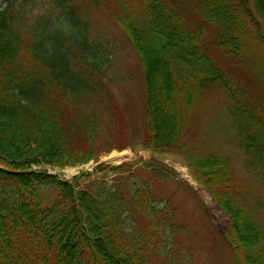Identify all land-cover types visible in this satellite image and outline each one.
Listing matches in <instances>:
<instances>
[{"label": "trees", "instance_id": "16d2710c", "mask_svg": "<svg viewBox=\"0 0 264 264\" xmlns=\"http://www.w3.org/2000/svg\"><path fill=\"white\" fill-rule=\"evenodd\" d=\"M2 3L0 264H152L186 229L176 225L169 204H155L151 179L130 172L135 164L155 163L178 175L156 156L99 164L93 173L111 171V185L87 171L66 179L31 166L84 164L121 149L115 146L119 111L105 80L110 58L91 32V16L99 12L122 25L144 65L142 146L184 156L230 215L223 231L236 264H264V216L230 154L181 144L216 89L228 100L233 144L251 156L246 163L259 168L264 183V89L255 76L246 72L244 80L240 73L257 53L248 40L264 44L261 29L257 37L249 31L252 22L257 28L264 21V0Z\"/></svg>", "mask_w": 264, "mask_h": 264}, {"label": "rangeland", "instance_id": "374dc122", "mask_svg": "<svg viewBox=\"0 0 264 264\" xmlns=\"http://www.w3.org/2000/svg\"><path fill=\"white\" fill-rule=\"evenodd\" d=\"M82 1V0H80ZM0 0V7H3ZM254 10V8H253ZM91 32L93 38L104 43L110 58L109 69L105 80L111 90L119 116L116 118V127L119 137L114 150L126 149L130 154L142 153L158 157L156 161L166 164L177 172L174 175L170 169L163 165L138 163L131 167L130 172L144 179H151L150 192L155 195L158 207L169 204L176 210V225L185 228L169 244L168 250L162 258L156 256L152 264H236L233 247L223 231L224 225L229 224L230 215L214 200L208 188L195 179L189 164L184 156L175 154V150L163 153H152L142 145L144 138L145 103H146V75L144 65L137 50L122 25L104 13H93ZM260 27L252 22L249 31L255 37L262 32L264 39V21L259 22ZM262 39V40H263ZM259 41V40H257ZM250 50H256L248 59V65L241 66L243 73L248 72L258 79L256 82L260 89H264V44H257L248 40ZM257 45L259 47H257ZM239 74V73H237ZM246 75H242L244 79ZM245 80V79H244ZM256 86V84L254 83ZM228 100L218 90L214 89L205 97V107L198 113V120L185 134L181 144L199 142L201 148L221 154H230L237 175L244 182L249 200L264 216V183L258 175L259 168L247 165L251 156L244 153L233 144L236 126L227 113ZM110 120V115L105 114ZM232 136V138H231ZM230 139V140H229ZM112 150V149H111ZM101 154L84 164L55 166L49 164H32L33 169L45 168L51 174L63 178H73L82 171L93 173L101 163L120 164L132 161L129 159L120 162H110L105 158L108 154ZM144 159V158H142ZM138 160V159H137ZM181 168H185L189 176L195 181L194 186L188 177L183 175ZM156 169L157 171H153ZM127 173V172H126ZM163 173H167V176ZM115 174L111 171L93 173L91 179L106 180L109 185L113 183ZM202 192V194L200 193ZM209 196V201H207Z\"/></svg>", "mask_w": 264, "mask_h": 264}, {"label": "bare ground", "instance_id": "6f19581e", "mask_svg": "<svg viewBox=\"0 0 264 264\" xmlns=\"http://www.w3.org/2000/svg\"><path fill=\"white\" fill-rule=\"evenodd\" d=\"M109 156H107L105 159L107 161H110V162H120V161H124V160H127L131 157V154L126 150V149H123L121 151L119 150H113L111 153L108 154ZM180 170H182L183 172V175L188 177L190 182L192 184H194V186H197L195 181L189 176L187 170L185 168H181ZM206 194V193H205ZM208 194H206V197H207V201H209V196H207Z\"/></svg>", "mask_w": 264, "mask_h": 264}, {"label": "water", "instance_id": "95a60500", "mask_svg": "<svg viewBox=\"0 0 264 264\" xmlns=\"http://www.w3.org/2000/svg\"><path fill=\"white\" fill-rule=\"evenodd\" d=\"M141 157H142V155L138 154V153L133 155V159H140ZM147 157H150V156H147Z\"/></svg>", "mask_w": 264, "mask_h": 264}]
</instances>
